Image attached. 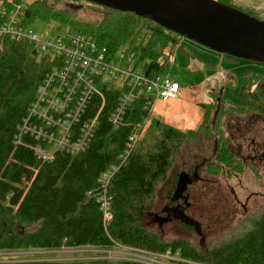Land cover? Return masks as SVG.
Segmentation results:
<instances>
[{"label": "trees", "instance_id": "trees-1", "mask_svg": "<svg viewBox=\"0 0 264 264\" xmlns=\"http://www.w3.org/2000/svg\"><path fill=\"white\" fill-rule=\"evenodd\" d=\"M85 1L107 9L103 18L97 22L83 21L67 0H33L28 11L29 20L55 18L62 26L69 25L75 31L90 33L102 45L113 48L128 41L132 43L147 27L151 33L140 53V59L146 60L143 67L154 74L167 69L164 50L177 42L179 34L136 13ZM218 1L235 6L233 0ZM0 42L1 251L84 245L111 248L120 243L152 251H178L189 261L180 264H264V205L255 207L256 213L260 214L255 217L251 216L248 207V211L241 213L230 205L220 211L218 201L211 199L208 189L203 187L202 201L198 198L189 206L202 217L201 220L189 223L162 218L171 201L178 175L172 169L178 159H181L180 168L193 165V162H197L198 167L201 165L196 134L199 127L182 129L152 117L150 110L145 108V94L126 107L123 121L115 126L110 115L118 105L123 89L103 85L106 100L100 122L86 148L75 153L55 149L52 143L36 138L34 133L22 131L34 95L54 60L40 54L30 42L7 36L0 37ZM247 89L248 103L264 102V74ZM220 94L211 90L212 99L202 103V127L206 123L215 125ZM101 105V97L94 96L87 105V115H94ZM231 108L243 109L247 105L228 106L227 110ZM225 116L228 117V113ZM135 128L139 130L140 138L127 155L129 135ZM212 133L210 130L204 135ZM192 141L198 142L189 145L193 152H183L182 147ZM217 143L206 144L213 151ZM39 145L53 149L52 156H41L37 152ZM124 154L126 160L122 162ZM232 157L231 153L208 155V150H203L202 181L217 183V162L223 164L224 176L232 168ZM239 165L243 167L245 161ZM113 166L118 168L112 172ZM108 172L111 173L106 191L109 220L105 218L104 188L100 181L104 173L110 174ZM0 264L139 263L97 258L74 261L29 259Z\"/></svg>", "mask_w": 264, "mask_h": 264}, {"label": "built area", "instance_id": "built-area-1", "mask_svg": "<svg viewBox=\"0 0 264 264\" xmlns=\"http://www.w3.org/2000/svg\"><path fill=\"white\" fill-rule=\"evenodd\" d=\"M32 1L0 0V37L7 36L13 40L30 42L40 54L48 55L54 60L34 95L22 127L23 133H34L36 138L52 143L55 149L75 153L86 148L100 122V112L106 100L103 85H114L123 89L118 105L110 115L115 126L123 121L126 107L142 94L147 95L145 108L150 111L157 100L180 96L181 84L166 71L154 74L147 72L144 67L137 68L140 55L136 59L134 53L129 54L124 48L130 44L122 46L117 59L118 51L122 47L102 45L90 33L75 31L69 25L62 26L56 19H36L30 22L28 11ZM38 21H46V24L39 25ZM48 21L55 22L52 32L47 28L50 25ZM143 31L148 33L150 30L145 28ZM166 57L168 62L173 60L171 52L166 53ZM96 95L101 97L102 105L94 115H87V105ZM139 126L137 125L138 128ZM139 138L140 132L135 128L129 135L127 155ZM48 149L39 145L37 152L49 158L53 149ZM125 160L124 154L122 162ZM117 168L113 166L112 172ZM110 175L111 173H104L100 179L104 188L103 206L107 220L111 218L107 210L109 201L106 196ZM115 245H118L117 249L110 248L107 258L124 259L139 264L187 262L178 251L171 249L160 252L120 243Z\"/></svg>", "mask_w": 264, "mask_h": 264}, {"label": "flooded vegetation", "instance_id": "flooded-vegetation-1", "mask_svg": "<svg viewBox=\"0 0 264 264\" xmlns=\"http://www.w3.org/2000/svg\"><path fill=\"white\" fill-rule=\"evenodd\" d=\"M67 3L80 16L87 2L67 0ZM97 6L98 9L95 12H98L100 20L106 14L107 9ZM246 105L247 108L227 110L228 106L245 107ZM219 106L218 111H215L217 114L215 125L211 126L206 123L202 127L201 119V122L195 126L199 127L196 134L199 138L198 151L201 165L198 167L196 162L175 171L178 175L171 192V201L165 207V214L162 215L164 219L176 218L189 223L201 220L202 217L192 212L189 206L194 205L198 198L201 200L203 187L208 189V192L215 191V199L218 201L216 204L220 211L230 205L239 213L248 211V207L252 217L260 215L256 213L255 207L264 205V102L248 103L247 101L244 105L226 107H222L219 103ZM226 113L228 117L225 116ZM210 130L213 131L211 135H204ZM212 141H218L213 151L209 150L206 144ZM203 150H208V155L216 152L217 154L231 153L233 156L232 168L224 176L222 174L223 164L219 165L217 162L218 177L215 184L202 181ZM242 161H245L243 167L239 165ZM208 169L211 172L214 171L212 168ZM181 177H184L183 184L179 183ZM221 194L223 196L218 198L217 196Z\"/></svg>", "mask_w": 264, "mask_h": 264}, {"label": "rangeland", "instance_id": "rangeland-1", "mask_svg": "<svg viewBox=\"0 0 264 264\" xmlns=\"http://www.w3.org/2000/svg\"><path fill=\"white\" fill-rule=\"evenodd\" d=\"M233 3L237 8L249 12L253 15H256L261 19H264V0H233ZM85 5L86 8L85 10L81 11L79 18H81L83 21H92V22L99 21L98 12H95V10L97 11L98 6L93 5L89 2L86 3ZM50 19H54V18H50ZM48 23L50 25H47V28L52 32L51 29H53V26H55V22L48 21ZM37 24L45 25L46 21H41V22L38 21ZM150 33L151 31H149L148 33L146 31H143L141 34H139L136 37V41H133L132 43H130V41L126 42L127 44H130V46L127 45L126 47H124L123 46L124 44H121L120 47L123 46L124 48H126L129 54L134 53L136 55V59H138V56L141 53L143 45L147 40V38L149 37ZM180 38H186L187 40H190L189 38L183 35H180ZM123 47L119 49L117 59H119V55ZM172 48L173 46L172 47L168 46L167 48H165L166 50L168 49V51L171 52L172 56L173 54H175V51L177 49H180L181 51L184 50L186 54L185 46L183 45V43H178L174 47L173 52H172ZM217 53L221 54V58L220 61L217 63V67L202 68L201 59H195L192 57V55L190 56L186 54L187 56H185L184 59H180V57L178 58L175 55L176 60L174 61V63L169 62L170 64H168L166 71H168L172 76L175 75V77L179 80L181 85L187 87L190 86V88L195 86V84L198 83L199 81L201 82L208 81V86L204 87L205 95L203 96L202 99V92H201L200 96H198L199 98L198 102L203 100L206 101L211 100L212 96L209 94V92L211 90H215L216 92L221 93L220 104L222 107H226L228 105L246 104L249 98V92L247 86L254 85L255 83H257L258 80L261 78V76L264 74V62L253 61L246 58H240L222 52H217ZM145 61L146 60L139 59L137 68H142ZM192 100L196 102V99H192ZM197 107L199 109V106ZM199 115H200V111H199ZM151 116L153 117L152 114ZM195 142L198 143L197 141H192L189 142L190 144L183 146L182 148L184 150L182 151L183 152L186 151L188 153L190 151L193 152V150L191 149V147H189V145L191 146L195 144ZM193 149L195 151L196 148L193 147ZM189 155L190 154H188L187 156ZM180 162L181 159L179 158L176 167L172 169L174 170V172L180 169L181 166ZM174 174L173 177L175 176ZM217 177L218 175L216 174L215 178ZM208 193L211 199L216 197L214 190L209 191ZM221 196L223 195L221 194L220 196L217 197L220 198ZM169 233H172V231H169ZM193 238H195V236H193ZM117 247L118 245H114V247L111 248L117 249ZM94 249L99 250L101 252L96 253ZM108 251H110V248L101 249L99 247L92 245H84L82 247H77V248L63 247L60 249L32 248L30 250H5V251L0 250V262H10L16 260H29V259L52 260V261L53 260H63V261L94 260L97 258H107L106 256L109 255ZM183 259L187 260L185 258ZM187 263H189L188 260Z\"/></svg>", "mask_w": 264, "mask_h": 264}, {"label": "water", "instance_id": "water-1", "mask_svg": "<svg viewBox=\"0 0 264 264\" xmlns=\"http://www.w3.org/2000/svg\"><path fill=\"white\" fill-rule=\"evenodd\" d=\"M87 1L149 18L215 51L264 62V19L218 0Z\"/></svg>", "mask_w": 264, "mask_h": 264}, {"label": "crops", "instance_id": "crops-1", "mask_svg": "<svg viewBox=\"0 0 264 264\" xmlns=\"http://www.w3.org/2000/svg\"><path fill=\"white\" fill-rule=\"evenodd\" d=\"M178 43H183L186 54L190 56L192 55V57L195 59L202 60V68L217 67V63L221 58V54L217 53L218 51L206 48L203 45L191 40H187L186 38H179L173 45L172 52ZM186 54L184 50L181 51L180 49H177L175 54H173V60L170 63H174L176 60L175 55L178 58L180 57V59H184L185 56H187ZM168 74L172 76L169 72ZM172 77L179 81L175 75ZM206 86H208V81H199L192 88H190V86L187 87L181 85L182 90L178 98L157 100L152 108L151 114L153 117L158 118L159 120H164L163 122L176 125L182 129L195 127L194 125H198L201 122V119H203L204 109L202 107V103L206 102V100L198 102V96H200L202 92L203 99V96L205 95L204 87ZM192 99H196V102H194ZM197 106H199V109Z\"/></svg>", "mask_w": 264, "mask_h": 264}]
</instances>
